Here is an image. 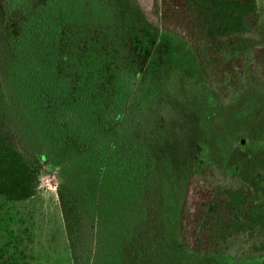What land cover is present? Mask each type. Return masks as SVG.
Segmentation results:
<instances>
[{"label":"trees","instance_id":"1","mask_svg":"<svg viewBox=\"0 0 264 264\" xmlns=\"http://www.w3.org/2000/svg\"><path fill=\"white\" fill-rule=\"evenodd\" d=\"M259 34L257 0H0V198L37 193L45 149L69 161L57 195L73 264L263 258L264 146L224 173L165 91L184 60L221 104L248 70L264 83V42L232 48Z\"/></svg>","mask_w":264,"mask_h":264},{"label":"rangeland","instance_id":"2","mask_svg":"<svg viewBox=\"0 0 264 264\" xmlns=\"http://www.w3.org/2000/svg\"><path fill=\"white\" fill-rule=\"evenodd\" d=\"M257 2L264 24V0ZM262 42L264 34H259L240 39L232 48L249 46L250 56L253 44ZM165 91L187 108L190 116L183 121L198 128L207 160L216 161L229 174H243L249 168L247 149L264 146V83L256 74L248 70L242 88L221 104L208 95L188 61H173L165 67ZM37 153L47 162L37 193L24 201L0 198V257L10 264H73L57 195L58 184L68 179L69 161L53 151L38 149ZM170 189L171 204L177 209L185 184L174 181ZM165 264H264V257L233 262L224 255L205 258L173 250Z\"/></svg>","mask_w":264,"mask_h":264}]
</instances>
